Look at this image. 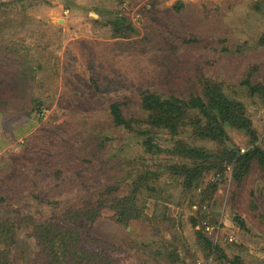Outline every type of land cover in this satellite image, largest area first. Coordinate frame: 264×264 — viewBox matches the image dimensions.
<instances>
[{
    "label": "rangeland",
    "instance_id": "374dc122",
    "mask_svg": "<svg viewBox=\"0 0 264 264\" xmlns=\"http://www.w3.org/2000/svg\"><path fill=\"white\" fill-rule=\"evenodd\" d=\"M212 93L242 104L254 139L219 118L226 140L197 136V108L176 134L133 122L147 120L144 96ZM113 103L130 129L115 125ZM253 145L264 152V0H0L12 264H45L33 236L45 221L108 264H264V167L222 157ZM111 197L135 200L140 218L120 221Z\"/></svg>",
    "mask_w": 264,
    "mask_h": 264
},
{
    "label": "trees",
    "instance_id": "16d2710c",
    "mask_svg": "<svg viewBox=\"0 0 264 264\" xmlns=\"http://www.w3.org/2000/svg\"><path fill=\"white\" fill-rule=\"evenodd\" d=\"M208 95V100L206 102L198 98L195 100L190 98L188 101L184 102L175 98L161 100L159 97L153 95L144 96L140 101V107L143 111L147 112V120H133V122L137 125L140 123H147L150 127L165 128L171 134H176L179 127L184 125V120L189 116H186L187 110H190V108H197L199 113L206 119V124L204 126L199 122L195 123L194 127L197 136L213 141L226 140L224 130L218 122L219 118L222 122L244 129L251 135L252 139H254L249 123L243 117L244 109L241 103L230 101L221 94L215 96L212 93V95ZM207 103L209 105H206ZM187 104L190 105L187 107ZM120 106L121 104L119 103L109 105L110 113L112 117H114V123L117 126H124L130 129V124L121 115ZM213 109L217 110L215 114L218 116L211 114ZM148 150L151 151L150 145ZM186 151L187 155H192L195 152L193 149ZM193 156L196 157L197 154ZM199 156L206 161L207 155L204 152H200ZM222 157L223 161L228 160L231 162L234 160L236 168L241 169H245L253 158L256 157L261 166L264 167V152L259 151V148L254 145L245 154H239L236 148L226 150ZM181 171L185 174H190L188 176V184L192 185L193 179H195L193 169H184L183 167ZM137 192L138 190L134 189L132 194L134 195ZM106 202L110 204V210L116 213L123 210V212L117 216L122 222L129 219L138 220L140 218L141 208L137 205L135 200H131L129 197L123 199L111 197L109 200H106ZM124 208L127 209L124 210ZM131 211L133 212L129 214ZM96 215H94V217H96ZM34 229L33 236L37 243L43 248L42 252L45 253L47 258L46 262H44L45 264H108L105 259L99 257L98 253L87 252L81 249L78 245L80 235L72 228L59 227L52 221H45L41 222L40 225H34ZM13 238L14 233L12 232V228H9L8 224L6 225L0 222V264H12V244L7 243H9L8 241L10 240L12 241Z\"/></svg>",
    "mask_w": 264,
    "mask_h": 264
},
{
    "label": "built area",
    "instance_id": "2783aa9c",
    "mask_svg": "<svg viewBox=\"0 0 264 264\" xmlns=\"http://www.w3.org/2000/svg\"><path fill=\"white\" fill-rule=\"evenodd\" d=\"M241 153H244V150H241Z\"/></svg>",
    "mask_w": 264,
    "mask_h": 264
}]
</instances>
